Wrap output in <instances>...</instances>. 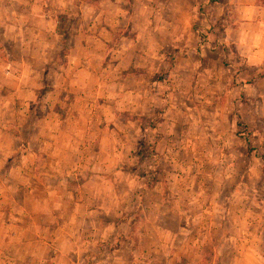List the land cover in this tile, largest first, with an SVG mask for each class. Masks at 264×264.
<instances>
[{"label": "crops", "instance_id": "1", "mask_svg": "<svg viewBox=\"0 0 264 264\" xmlns=\"http://www.w3.org/2000/svg\"><path fill=\"white\" fill-rule=\"evenodd\" d=\"M22 1L25 2L1 0L0 4V41L11 63V68L4 71L12 72L16 61L24 65L17 68L12 86L16 94L12 106L20 114L19 128L11 130L0 122V264H138L134 253L144 249L135 246L134 236L143 235L144 230L139 233L134 228V213H127L126 207L129 201L141 204L144 194L140 193L148 197L159 191L152 182L137 186L134 174L132 179L122 181L116 176L111 178V173H134L145 159L152 158L147 153L133 169L129 156L134 151L127 146V141L141 130L139 124H146L137 118L150 97L146 74L155 66L167 68L161 50L170 44L176 46V63L168 66V78L160 80L166 89L159 91V106L172 102L170 94L175 93L174 97L183 98L189 126L204 124L210 134L208 125L239 121L249 130L258 126L264 132V0L211 3L205 40L198 35V7L193 5L188 23L189 39L193 41L183 46L186 39L179 38V30L164 33V21L159 16L149 17L148 0L133 3L130 13L119 0ZM137 7L144 14L140 21ZM59 15L77 18L71 25L74 43L64 67L46 68L51 56L39 35L44 31L51 35ZM22 22L37 32L32 49L39 48L38 52H24L25 44L9 36ZM124 27L136 32V45L140 39L145 49L132 56L131 52L126 54L132 64L135 60L134 65L129 63L130 70L126 65V87L122 82L111 84L110 78L124 67H102L100 63L106 58L101 47L109 45L114 32ZM145 44L156 50L150 51ZM94 48L98 50L92 51ZM183 51L194 59L189 69L190 82L182 90L179 85L172 86L171 79L182 72L179 61ZM30 59L36 63L26 67L25 61ZM52 74L60 81L48 84L46 76ZM42 89L48 115L33 122L30 118L28 124L30 113L37 111L36 99ZM69 92L75 93L71 99ZM53 93L56 98L51 96ZM122 95L128 96V103L121 102ZM169 104L158 115L155 126L141 136L142 140L151 142L153 138L154 145L168 143L170 136L160 130L176 126V120L170 117L175 106ZM53 109H57L55 115ZM40 120L43 127H38ZM26 122L30 127L24 137ZM156 196L159 207L163 206L162 194ZM165 211H160L159 221L164 219ZM171 213L180 216L176 210L167 216ZM189 214L190 222H194L195 214ZM193 225L183 226V230L173 226L171 233L176 237L188 234L195 249ZM157 227L149 233L163 235L165 229Z\"/></svg>", "mask_w": 264, "mask_h": 264}, {"label": "rangeland", "instance_id": "2", "mask_svg": "<svg viewBox=\"0 0 264 264\" xmlns=\"http://www.w3.org/2000/svg\"><path fill=\"white\" fill-rule=\"evenodd\" d=\"M118 2L124 4L126 11L130 13L133 3L139 5L141 0H119ZM148 2L149 17L159 16L164 21L166 25L162 28L164 33L168 31L170 34L173 30H179V38L186 39L182 46L189 45L193 41L189 39L188 33L189 9L196 5L198 16L195 25L199 37L205 40L208 33L207 25L210 24V4H215L216 0H148ZM157 4L159 6L156 7ZM137 8V19L140 21L141 15L144 14H141L139 7ZM56 18V25L52 28L51 35L44 31V35L40 34L39 38L45 40L44 46L51 56L50 62L45 65L46 68L61 69L67 63L66 55L71 52L74 43L75 30L71 25L77 18L74 15L70 17L63 15L62 18L59 15ZM137 25L142 26L141 22ZM114 33L111 43L101 47V54L106 55V58L100 63L103 64L102 67L108 64H114L119 68L124 67L110 78L111 84L122 82L126 83L124 85L126 87L128 85L125 80L128 73L124 75L127 71L126 65L130 70L129 63L132 64V60L130 61L126 54L131 52L132 56L145 49L142 48L140 39L136 45V32H131L129 28L124 27ZM9 36L15 38L16 42L20 41L25 44V50L24 47L20 48L24 52L32 53L33 50L38 52L39 48L32 49V43L38 37L32 25L23 23L19 29L10 32ZM2 43L0 41V104L4 106H0V122L7 124L11 130H16L19 128L17 123L20 120L17 117L20 114L12 106V100L16 97L12 86L17 68L19 66L23 68L24 65L22 61H16L13 71L5 73L4 69L11 68V63L6 58ZM145 45L150 51L156 50L150 44ZM13 46L15 47L16 44L13 43ZM41 47L40 52H43ZM97 50L94 48L92 51ZM161 51L164 53L167 68L168 66L173 67L176 63L174 58L179 52L178 48L170 44ZM183 54L184 56L179 61L182 72L177 77L178 79H171L172 86L178 87L179 85L182 90L190 82L189 69L194 59L186 51H183ZM43 61L39 59V62L43 63ZM25 62L26 67L36 63L35 59ZM134 62L135 60L132 65L135 64ZM136 62L140 63V60L137 59ZM161 68L155 66L146 74L148 76L147 91L150 97L147 105L143 103L142 114L137 115V118L142 119L146 124H139L138 129L141 130L134 135L132 140L127 141L128 148L131 146V150L134 151V155L129 156L133 169L140 162L138 152L141 147H145L146 153L149 156L152 155V158L145 159L134 173L125 171L111 173V178L116 176L117 180L122 181L132 179V174H134L133 178L137 186L139 183L152 182L159 191L147 197L145 193H140L139 189L138 193L144 194L140 199L141 204H134L132 201L127 204L126 212L134 213V228L139 233L144 230L143 235L134 236L135 246L138 248L140 245V249H144L134 253V257L136 256L138 260L134 259L138 261V264H264V161L261 158L264 155L263 129L257 126L249 130L245 123L239 121L236 123L222 122L208 125L212 129L209 134L204 124L197 123L189 126L187 114L183 111L187 109L183 106L185 104L182 96L174 97L175 93H172L170 94L172 102L166 101L167 106H159L161 103L159 91L161 93L163 89H166L162 87L160 80L168 78L167 68ZM52 75L46 76L48 84L60 81L59 76ZM44 92V89L40 90L36 99L35 110L37 111L30 113L28 124H30V118L33 122L37 117L48 115L49 110L44 107ZM179 94L182 95L183 92ZM69 95L71 99L75 93L69 92ZM51 96L55 97V94ZM120 99L122 103H128V96L122 95ZM169 103L175 106L170 111V117L176 120V126L171 129L167 125L160 130L161 133L170 136L168 143L154 145L153 138L151 142L142 140L141 136L146 135V131H150V128L155 126L154 122L159 117L158 115L164 112L163 108L167 110ZM55 110L57 109H53L52 115H55ZM199 110L204 111V109ZM71 114L72 111L69 110V115ZM121 117L122 120L125 119L124 115ZM28 124L26 122L23 126L24 137L30 127ZM39 126H44L41 120ZM143 128H145L144 132H142ZM157 131L155 129L157 134L160 133ZM142 175L145 177L142 178ZM157 193L163 196L165 202L163 206L159 207L157 204ZM150 202L154 203L150 205ZM165 209L166 215L163 220L159 221L157 218H159L160 211ZM171 210L180 211V216L178 213L177 215L171 213L167 216ZM189 213L195 214L194 222H190ZM190 223H194L195 249L192 248L193 241L189 239L188 234L176 237L171 233L173 226L178 227L179 225L183 230V226L188 227ZM154 227L165 229V233L163 235L149 233V230Z\"/></svg>", "mask_w": 264, "mask_h": 264}, {"label": "trees", "instance_id": "3", "mask_svg": "<svg viewBox=\"0 0 264 264\" xmlns=\"http://www.w3.org/2000/svg\"><path fill=\"white\" fill-rule=\"evenodd\" d=\"M145 147H141L140 151L138 152V160L141 162L147 155ZM262 160L264 161V155L261 156Z\"/></svg>", "mask_w": 264, "mask_h": 264}]
</instances>
